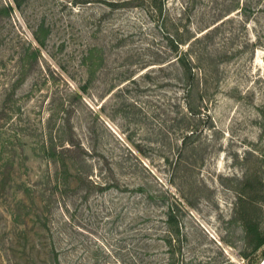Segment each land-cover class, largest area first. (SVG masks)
Listing matches in <instances>:
<instances>
[{"label": "rangeland", "instance_id": "374dc122", "mask_svg": "<svg viewBox=\"0 0 264 264\" xmlns=\"http://www.w3.org/2000/svg\"><path fill=\"white\" fill-rule=\"evenodd\" d=\"M262 238L264 0H0V264H264Z\"/></svg>", "mask_w": 264, "mask_h": 264}, {"label": "trees", "instance_id": "16d2710c", "mask_svg": "<svg viewBox=\"0 0 264 264\" xmlns=\"http://www.w3.org/2000/svg\"><path fill=\"white\" fill-rule=\"evenodd\" d=\"M186 53H180L179 55L176 56V59L174 61L177 62V64L182 65V67L184 68V70H188V68L191 66V61H190V56L187 55L186 57ZM189 57V58H188ZM192 134V133H191ZM264 244V238H262L261 240H259L256 244L257 247H259L260 245Z\"/></svg>", "mask_w": 264, "mask_h": 264}]
</instances>
